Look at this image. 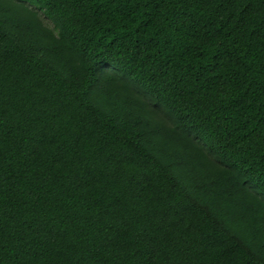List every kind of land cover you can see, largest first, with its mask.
<instances>
[{
    "label": "trees",
    "instance_id": "trees-1",
    "mask_svg": "<svg viewBox=\"0 0 264 264\" xmlns=\"http://www.w3.org/2000/svg\"><path fill=\"white\" fill-rule=\"evenodd\" d=\"M0 264H264V0H0Z\"/></svg>",
    "mask_w": 264,
    "mask_h": 264
},
{
    "label": "rangeland",
    "instance_id": "rangeland-1",
    "mask_svg": "<svg viewBox=\"0 0 264 264\" xmlns=\"http://www.w3.org/2000/svg\"><path fill=\"white\" fill-rule=\"evenodd\" d=\"M45 21H47V19H44ZM48 23H51V21H48Z\"/></svg>",
    "mask_w": 264,
    "mask_h": 264
}]
</instances>
